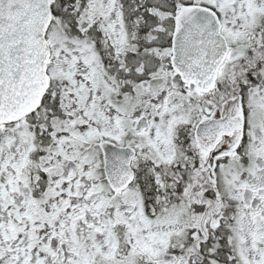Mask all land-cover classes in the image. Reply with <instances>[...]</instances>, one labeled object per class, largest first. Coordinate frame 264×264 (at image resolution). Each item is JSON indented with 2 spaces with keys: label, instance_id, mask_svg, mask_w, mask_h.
Listing matches in <instances>:
<instances>
[{
  "label": "snow or ice",
  "instance_id": "6c2138e0",
  "mask_svg": "<svg viewBox=\"0 0 264 264\" xmlns=\"http://www.w3.org/2000/svg\"><path fill=\"white\" fill-rule=\"evenodd\" d=\"M0 264H264V0H0Z\"/></svg>",
  "mask_w": 264,
  "mask_h": 264
}]
</instances>
